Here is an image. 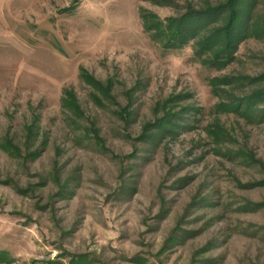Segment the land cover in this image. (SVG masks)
I'll list each match as a JSON object with an SVG mask.
<instances>
[{
	"label": "rangeland",
	"instance_id": "rangeland-1",
	"mask_svg": "<svg viewBox=\"0 0 264 264\" xmlns=\"http://www.w3.org/2000/svg\"><path fill=\"white\" fill-rule=\"evenodd\" d=\"M226 2L0 0V264H264V0Z\"/></svg>",
	"mask_w": 264,
	"mask_h": 264
},
{
	"label": "trees",
	"instance_id": "trees-1",
	"mask_svg": "<svg viewBox=\"0 0 264 264\" xmlns=\"http://www.w3.org/2000/svg\"><path fill=\"white\" fill-rule=\"evenodd\" d=\"M240 2H241V0H227V2L225 4V8H223V7L219 8V10L220 9H226V11H229V16H228L229 19H228L227 28H226V35L224 36L226 39L232 37L231 31H230V27L232 26V24L234 23V20H235L233 12H234V10L238 9L241 6ZM216 12H217V10H216ZM206 13L212 14L213 11L210 10V11H208ZM173 33H174V35L175 34H177V35L180 34V32L177 33V30L174 31ZM174 41L176 42V41H181V40L175 39ZM174 41L172 43H174Z\"/></svg>",
	"mask_w": 264,
	"mask_h": 264
}]
</instances>
